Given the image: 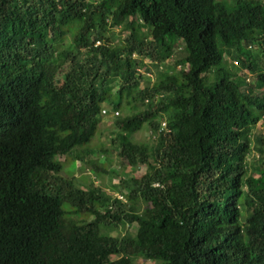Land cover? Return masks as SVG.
Here are the masks:
<instances>
[{
  "label": "trees",
  "instance_id": "16d2710c",
  "mask_svg": "<svg viewBox=\"0 0 264 264\" xmlns=\"http://www.w3.org/2000/svg\"><path fill=\"white\" fill-rule=\"evenodd\" d=\"M263 130L264 0H0V264H264Z\"/></svg>",
  "mask_w": 264,
  "mask_h": 264
},
{
  "label": "rangeland",
  "instance_id": "374dc122",
  "mask_svg": "<svg viewBox=\"0 0 264 264\" xmlns=\"http://www.w3.org/2000/svg\"><path fill=\"white\" fill-rule=\"evenodd\" d=\"M116 32V31H115ZM117 37H119V39H123V37L120 35L119 30H117L116 34ZM71 44V40H66V43H64V48L68 47ZM105 43L101 42V45H104ZM181 56V54H179ZM146 64L150 65L149 61H145ZM174 63V60L168 62L169 65H172ZM231 64L233 66H236L235 62H233L232 60L230 61L229 65L231 66ZM238 67V66H237ZM152 68V70L156 73V69H154L152 66L150 67V69ZM142 74L144 76H146L147 73H145L144 71H142ZM149 78V77H148ZM146 78V80L143 82V84H141V88L144 87V85L146 83H151V79ZM104 110L109 111L110 107H105ZM127 116V113L125 111H120V116L122 118H125ZM101 123L99 126V131L96 135V137L93 139V141L89 144V147L95 151V156L93 157V162L100 164L102 167H104L107 171V173H103V174H99L97 173L96 175L94 174V176H96L97 178L95 179L94 177L91 176V168L88 170L84 167V165H82V171L81 169V164L80 163H76L74 164L75 167L73 166V172H74V176L72 179H74L75 181H79V185L83 186V187H87V183L84 180V177L87 176V179L89 177L88 180H90V177H92L95 181V183H97V185L102 188L105 191H108L110 194L115 195V194H119V193H124V189L123 186L121 184V179L122 178H129L132 176L133 173H135L136 171H133L132 168H124L125 165L122 162V160L120 159V157L116 154V152L114 151V146L112 145L111 141L115 138V135L117 133V128L115 126V122L118 120L113 116H101ZM262 128V124L258 125V129ZM254 133H257V130L254 131ZM154 135L152 134L151 130L149 128H145L144 130H142L141 132L137 133L134 135V139L135 142L137 143H141V144H146V145H154ZM259 161V155L257 152H253V154H251V156L249 157V171H250V175L253 176L254 174H257L256 172H258L259 167L261 165V163L258 162ZM70 161L67 162L66 166L67 170L64 171L63 176L66 178H71L70 176L67 175V171L69 169V165H70ZM262 170V168L260 169ZM94 171H95V167H94ZM96 172V171H95ZM90 174V175H89ZM136 175V173L134 174ZM91 181V180H90ZM92 183V181H91ZM78 184V183H77ZM69 209L68 205L64 206V210L67 211ZM91 219V218H90ZM92 220V219H91ZM128 228V226H127ZM130 231H134L133 226L129 227ZM126 231L124 230H119L117 232H113V236L117 237L120 234L124 235ZM139 264H152L150 262H145V261H141Z\"/></svg>",
  "mask_w": 264,
  "mask_h": 264
},
{
  "label": "clouds",
  "instance_id": "9594fccd",
  "mask_svg": "<svg viewBox=\"0 0 264 264\" xmlns=\"http://www.w3.org/2000/svg\"><path fill=\"white\" fill-rule=\"evenodd\" d=\"M98 46H101V42H97L96 44H95V47H98ZM135 57V56H134ZM236 64V63H235ZM113 116V117H115L116 119H118L119 118V116H120V111H112V110H109V111H107V110H104L103 112H102V116H105V117H107V116ZM116 123V122H115ZM164 124H165V126H164ZM260 124H262V122L260 123ZM263 129V126H262V128L260 129V130H262ZM161 131H169V129L167 128V125H166V122L165 121H163L162 120V122H161ZM117 132H118V130H117ZM262 132H264V130L262 131ZM115 138H116V135H115ZM129 168H132V167H129ZM133 169V168H132ZM133 171H135V169H133ZM95 179L97 178L96 176H93ZM92 182H93V184L94 185H97V183H95V181H94V179H92L91 180ZM125 193V192H124ZM115 195H119V196H121L122 194L121 193H119V194H115Z\"/></svg>",
  "mask_w": 264,
  "mask_h": 264
},
{
  "label": "built area",
  "instance_id": "2783aa9c",
  "mask_svg": "<svg viewBox=\"0 0 264 264\" xmlns=\"http://www.w3.org/2000/svg\"><path fill=\"white\" fill-rule=\"evenodd\" d=\"M164 126H165V124H164Z\"/></svg>",
  "mask_w": 264,
  "mask_h": 264
}]
</instances>
